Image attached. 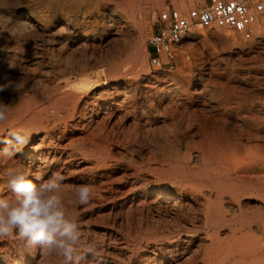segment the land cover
Returning a JSON list of instances; mask_svg holds the SVG:
<instances>
[{
	"label": "rangeland",
	"instance_id": "obj_1",
	"mask_svg": "<svg viewBox=\"0 0 264 264\" xmlns=\"http://www.w3.org/2000/svg\"><path fill=\"white\" fill-rule=\"evenodd\" d=\"M101 1L76 0L66 7L71 11V20L84 24L83 34H96L89 45L86 43L81 48L70 45L64 49L54 42L62 36L66 39L67 35L49 33L57 15L52 7L44 9L40 13V34L33 35L26 42L28 45L25 44L27 54L14 58L15 62L11 59L9 69L0 73V85L14 80L20 81L21 86L26 83L25 88L0 91V101L12 105L11 113L15 104L8 98L10 93H19L22 88L48 89V93L64 90L65 86L58 83L56 69L62 63L69 68L86 69L96 77L101 68L116 61L121 69L136 76L131 83H123L118 91L119 103H123L119 115L112 123L99 124L91 141L76 143L72 148L75 159L51 172L45 166H41L40 172L31 171L30 151L40 145L41 129L34 123L21 129L30 133L22 150L11 160L0 157V196L8 194L3 175L8 167L23 165L28 178L33 180L37 174L46 180L60 169L66 176L62 190L66 210L77 215L83 226L81 248L92 243L98 253L97 257L87 254L86 264H264V217L259 222L255 219L264 213V187L261 198L240 195L232 200L226 195L224 209L229 223L211 225L204 208L209 198L214 200L212 189L197 179L184 183L179 178L185 172L193 175L202 168L208 169L209 151L217 156L225 151H238L241 156L248 152L264 157V18L257 25L260 39L252 41H244L240 34L226 30L194 31V36H189L177 52L174 69L155 71L150 63L148 41L156 33L159 14L168 9L187 13L205 5L207 0H153L152 3L111 0L117 16V28L112 31L102 16L106 0ZM141 4L149 11L148 19L143 20V40L139 37L138 23L142 16L137 15L135 22L132 19V13H137L135 8ZM137 46L140 60L132 62L128 57H134L135 50L138 53ZM32 76L36 77L35 82ZM10 113V118L0 124L1 128L6 126L4 132L0 129V149L7 146L6 140L12 139L8 132L19 130V117L16 121ZM62 116L45 115L43 126H57ZM241 167L238 166L241 179L249 178L255 184L262 181L259 166ZM81 184L91 185L94 193L87 206L75 203L76 186ZM161 194H170L171 203L159 199ZM41 254L40 249L29 250L19 238L0 239V264H62L58 256L45 258Z\"/></svg>",
	"mask_w": 264,
	"mask_h": 264
},
{
	"label": "bare ground",
	"instance_id": "obj_2",
	"mask_svg": "<svg viewBox=\"0 0 264 264\" xmlns=\"http://www.w3.org/2000/svg\"><path fill=\"white\" fill-rule=\"evenodd\" d=\"M74 1H76V0H58V1L57 0H0V73L3 70L9 69V63H10L11 59L13 60L14 58H18L19 56H22L23 54H25V52L28 50L25 44H27L26 42L33 35L40 34V32H41L40 31L41 28H40V24H39V20H41V14L40 13L48 7H52L53 12L55 11V14L57 15V17L54 19L55 22L52 24V30L49 31V33H52V32L58 33V35H60V36L67 35L66 39H64V36H62V38H60V39H55V40L53 39L55 43H58L59 46H62L65 49V48H68L70 45H75L76 47L78 45L81 48V45H84L86 43L88 44L89 42H91V40H92L91 37H95L96 34H93V32H84V34H83L82 29L85 28L84 24L74 22L73 20H71V18H69L71 11H69V9H67L66 7H68V4H70V3H71V5H73ZM146 1L148 3H152L153 0H146ZM146 1H145V3H146ZM102 3H104V2H102ZM102 9L105 12L104 15L102 13L104 23L109 27V30L112 31L113 28L117 24V19H116L117 16L113 13L115 8L114 9L112 8V1L106 0L105 4L102 6ZM135 10L137 11V13H134V12L132 13L133 21L134 22L137 21V19L139 18L137 15H141L143 18L138 22L140 25V28H139L140 29V32H139L140 36L139 37L142 38L143 37L142 36L143 20L148 19L149 11H148V8L143 7L142 4L138 5L135 8ZM115 12H117V11L115 10ZM58 15H60V16H58ZM141 16H140V18H141ZM48 17H49V15H48ZM118 19H119V17H118ZM120 19H122V18H120ZM262 26H264V20L262 22ZM115 28H117V27H115ZM117 31L118 30H116V32ZM82 35H83V38H82ZM189 36H194V34L190 33ZM50 39L47 38L46 40H50ZM142 40H143V38H142ZM142 40L141 41L139 40V43H141ZM46 44H48V43H46ZM77 48H79V47H77ZM235 48H237V47H235ZM137 49H138V46H137ZM139 51L140 50L138 49V53H137V51L135 50V52H136L135 56L134 57L132 56L131 58L128 57V58L132 62H136V61L140 60L139 59V55H140L139 53L141 51L140 52ZM27 52H26V54H27ZM37 53H39V52H37ZM239 53L240 52H238V54ZM28 54H30V53H28ZM35 58H36V56H35ZM14 62H15V59H14ZM138 63L139 62H137V64ZM63 64L64 63L60 64L59 66H56V69H57V73H58L59 78H60V80H59L60 82H58V81L57 82L59 83L60 86L61 85L65 86L64 90L48 93V92H46L48 89L45 91V90H35L33 88V91H28L27 88L24 89L25 88L24 85L26 83L23 82L24 88H22V91H20L19 93L15 92L14 94L10 93L9 97H8L10 99V102L12 100V102L15 104L14 105L15 108H13L12 112L11 113L9 112V113H10L11 117L15 118V120H16V117H19L18 119L20 121V126L18 127V129L19 130L25 129V128H27L26 126L30 125L31 123H34L42 131V137L40 139V145L38 147H36V149L33 152L30 151V154L32 156V158H31L32 159L31 160V165H32L31 171H32V173L33 172L37 173L36 171H39L41 166H45L51 172V170H55L56 167H62L63 168V167H65V165L68 164V161L74 160L76 156H75L74 152L72 151L73 150L72 148L76 143L78 144L82 141L85 143L86 141L90 140V138H93L94 137V130H96V127H98L99 124H101V123H104V124L107 123L108 124V123H112L113 121H115L116 117L119 115L118 114L119 113V106L122 103V102L119 103L120 98H118L119 97L118 91H119V89L123 83L129 84L136 77L133 72L121 69V66L116 61H113V63H111L109 66H104L103 68H101V70H99L96 73V77L91 76L90 75L91 72L88 74V71L86 69H83V68L78 69L75 67L69 68V67H67L69 65L65 66ZM70 67H72V66H70ZM51 68H52V66H51ZM53 68H55V66ZM31 72H33V71H31ZM58 75H57V78H58ZM1 76H3V75H1ZM5 76H4V78H5ZM31 79L34 81V80H36V77L32 76ZM55 79H56V77H55ZM21 85L22 84H20V86ZM34 85H36V83ZM49 85H51V84H49ZM59 85H58V87H59ZM23 86H21V87H23ZM53 88H55V87H53ZM235 88L236 87H234L233 89H235ZM122 104H121V107H122ZM244 105H246V104H244ZM251 105L253 106V104H251ZM254 105L257 106L256 104H254ZM261 105H263V104H261ZM242 109H246V108L242 107ZM250 109H248V110H250ZM259 110H260V108H259ZM259 110H258V112H259ZM51 113H55V115H59V116H61L63 114L64 116L59 118L61 121L60 124H58L57 126L48 128V127L43 126V122L45 120L44 116L49 115ZM247 114H249V113H247ZM257 114H259V113H257ZM9 118L10 117L8 116V119ZM121 119H124V118H120V120ZM120 120H119V122H120ZM248 120H250V119H248ZM252 120H250V121H252ZM69 122H72L73 124L70 125ZM14 123H15V121H14ZM14 123H11V124H14ZM17 123H19V122H17ZM256 123H257V121H256ZM198 124H199V122H198ZM5 127H3V128L0 127L2 132H4V130L6 129ZM254 127H257V126H254ZM11 128H13V127H11ZM14 128H15V126H14ZM258 128H259V126L257 127V129ZM16 129H17V127H16ZM104 129H106L105 126H104ZM204 130L205 129H203V131ZM101 133H102V131H101ZM247 133H249V131ZM259 139L260 138L258 137V141H259ZM235 142H236V140H235ZM239 142L240 141H237V143H239ZM241 143H242V141H241ZM212 145H213V143H212ZM200 146H201V144H200ZM250 146H252V145H250ZM229 148H230V146H229ZM253 149H255V148H253ZM172 153H173V151H172ZM256 154L247 152L245 156H241L240 152H238V151H235V152L225 151L221 155L217 156L216 154L209 151V155L207 157L208 163H209L208 169L202 170V169H205V168H202L201 171H199L198 173H195L193 175H188V174L185 175V173H186L185 172L184 175H181V177H179L181 179V182H184V183H188L192 178L197 179V181H202V182L207 183V186L210 189H212V191H213L212 194L214 196V200H212L213 197L209 198V196H208L207 198H209V200L207 201V204L204 208V215L206 217L208 224L217 225L223 221L228 222V220L226 219V213H228V212L225 211V209H224V198L226 195L230 196V199H232V200H234L235 198H238L240 195L245 196V197L252 196V195H256L259 198L262 197V190L261 189L264 187V181H263L264 180V172H263L264 157L260 156L258 154L256 155ZM76 155H77V153H76ZM174 155H176V153ZM174 155H172V156H174ZM84 158L86 159V157H84ZM202 158H203V156H202ZM205 161H206V159H205ZM198 162H199V160H198ZM80 163H83V162L81 161ZM178 164H180V163H178ZM206 164L207 163H205L204 165H206ZM210 164H214V165H210ZM255 164L257 166H259L260 169H262L261 174H260L261 176L259 178L262 181L255 184L249 178L248 179H245V178L241 179V176H240L241 168H242L241 166L243 165L244 167L248 168V167H252ZM238 166H240L241 168L238 169ZM73 167H74V165H73ZM253 168L254 167H252V169ZM256 168H258V167H256ZM171 169H173V168L171 167ZM252 169H248V170L251 171ZM258 169H254V170H258ZM174 170L176 171V168ZM194 171H196V170H194ZM252 172L254 173V171H252ZM246 173L248 175L249 172L246 171ZM246 173H244L243 176H245ZM258 174L259 173H257V175ZM251 176H254V174H252ZM258 177H256V178H258ZM171 179H172V177H171ZM31 180H33V179H31ZM33 181L35 182V180H33ZM212 194L211 195L209 194V195L212 196ZM180 197L185 198L184 196H180ZM183 198H180V199H183ZM159 199L164 200V202L167 204H170L171 203L170 200L172 198L170 197V194H168V195L161 194ZM178 200H179V198H178ZM226 200H228V199H226ZM225 203H228V202H225ZM231 203H233V202H231ZM240 203H241V201H240ZM238 204H239V202H238ZM237 207H236V209H237ZM233 211H235V209ZM236 212H238V209ZM263 215H264V213L262 212V213L258 214L257 217H255V216L254 217H255V219H259L258 220V222H259L262 220V217H264ZM241 217L243 218V216H241ZM241 217H238V218H241ZM260 218H261V220H260ZM236 220H237V218H236ZM235 223H236V221H235ZM250 226H253V225H250Z\"/></svg>",
	"mask_w": 264,
	"mask_h": 264
},
{
	"label": "clouds",
	"instance_id": "obj_3",
	"mask_svg": "<svg viewBox=\"0 0 264 264\" xmlns=\"http://www.w3.org/2000/svg\"><path fill=\"white\" fill-rule=\"evenodd\" d=\"M20 81L8 80L0 85V91L8 88L19 91ZM11 105L0 101V124L8 118ZM11 140L0 149V157L11 160L28 142L29 135L23 130L9 131ZM19 146V147H17ZM8 194L0 196V239L19 238L29 250L40 249L45 258L60 257L62 264H86L91 253L98 256L95 245L88 243L81 248L84 239L79 217L69 214L63 199L66 176L55 171L48 179L37 174L34 182L28 178L23 165L8 167L3 173ZM94 193L92 186H76L75 203L87 206Z\"/></svg>",
	"mask_w": 264,
	"mask_h": 264
},
{
	"label": "built area",
	"instance_id": "obj_4",
	"mask_svg": "<svg viewBox=\"0 0 264 264\" xmlns=\"http://www.w3.org/2000/svg\"><path fill=\"white\" fill-rule=\"evenodd\" d=\"M262 18L264 0H207L187 13L162 11L148 41L151 66L155 71L174 69L177 52L194 31L226 30L240 34L244 41L260 39L257 25Z\"/></svg>",
	"mask_w": 264,
	"mask_h": 264
}]
</instances>
